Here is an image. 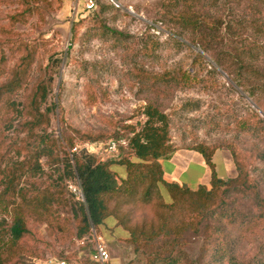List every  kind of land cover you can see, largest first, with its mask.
<instances>
[{
    "label": "rangeland",
    "instance_id": "374dc122",
    "mask_svg": "<svg viewBox=\"0 0 264 264\" xmlns=\"http://www.w3.org/2000/svg\"><path fill=\"white\" fill-rule=\"evenodd\" d=\"M21 1L0 0V83L7 81L21 57L31 50L27 86L14 101H24L33 83L52 74L46 105L54 106L48 128L53 137L64 131L73 136L74 130L83 135H102L104 139L93 142L75 139L76 145L103 161L116 163L124 154L105 149L110 135L128 139L131 134L126 126L140 129L146 120L147 105H153L168 117L174 151L193 149L200 143L235 150L244 155L250 175L258 183L257 192L264 198V124L256 127L260 134L237 125L255 109L253 104L264 112V95L248 99L232 81L239 67L231 61L230 46L219 45L212 55H202L200 62L195 47L180 39L179 43L175 41L174 33L180 28L169 18L161 20V8L167 0H117L121 7L102 10L97 0H92V9L86 8V0H39L38 11L26 22L12 23L9 16L20 9ZM196 6L210 19L222 22V35L227 42L264 41V32L256 28H264V0H196ZM245 50L264 70V52L249 53L247 44ZM215 59L224 63L226 72L213 65ZM185 72L196 75V79L179 83L178 77ZM89 86L92 93L87 91ZM15 115L0 104V140L4 148L26 137L20 126L23 118ZM39 163L44 172L32 178L34 186H44L55 169L45 158ZM74 181L66 182L67 189ZM160 190L168 200L165 189ZM73 200L77 201L74 196ZM252 204L246 197L236 207L248 211ZM61 215L68 212L62 210ZM230 227L222 210L213 212L211 208L200 218L196 230L187 229L174 244L160 241L149 248L136 249L126 241L127 233L113 222L94 230L85 242L92 248L94 234L101 237L110 257L107 264H225L216 262L213 253L216 238L221 239L220 231L235 234ZM38 232L50 246H43L44 259L24 258L26 264L49 263L59 257L83 262L88 253L83 241L49 239L43 226L38 227ZM238 253L248 254L256 264H264V236L242 240Z\"/></svg>",
    "mask_w": 264,
    "mask_h": 264
},
{
    "label": "trees",
    "instance_id": "16d2710c",
    "mask_svg": "<svg viewBox=\"0 0 264 264\" xmlns=\"http://www.w3.org/2000/svg\"><path fill=\"white\" fill-rule=\"evenodd\" d=\"M38 2L22 0L20 9L9 19L12 23L26 22L28 16L38 11ZM97 4L100 10L106 7L115 9L116 6L113 2L105 5L99 0ZM166 18L180 28L174 33L175 41L179 43L180 39L197 48L196 58L200 62H203L202 55H212L219 45L230 46L233 50L231 61L239 67L232 81L248 99L264 95V70L257 65L256 58L245 54L246 44L249 53L252 50L264 52V41L227 42L222 35V22L210 19L198 9L196 0L165 1L161 20ZM256 28L264 32L261 26ZM32 56L31 50L23 55L7 81L0 83V104L23 118L20 126L26 136L20 143L12 142L6 148L0 140V264H26L24 258L44 259L43 246L50 245L48 239L39 235L40 226L49 239L83 241V248L88 253L80 263L98 264L92 260L94 247L91 248L85 238L108 222L124 230L126 241L136 249L149 248L160 241L179 242L187 229H197L200 218L211 208L213 212L222 210V216L235 233L220 231L221 239L216 238L213 253L216 262L256 264L248 254L238 253V244L242 240L264 236V198L257 192L258 183L250 175L244 155L227 148L236 174L223 180L217 177L211 161L217 148L200 143L193 149L203 156L210 169L208 186L199 185L193 189L166 182L159 160L174 152L168 117L157 107L147 105L146 120L140 129L127 125L131 134L128 139L114 134L108 139L124 140L125 144L117 147V152L119 150L124 155L116 163L103 161L76 145V141H99L104 139L102 135H83L74 130L73 136L64 131L59 137H53L48 132L54 108L46 105L52 74L33 83L24 101H14V97L26 89ZM212 63L226 72L222 61L215 59ZM196 77L185 72L177 81L185 84ZM87 91L92 93L90 86ZM255 106L262 111L260 106ZM258 112L256 108L251 109L250 115L241 118L237 125L248 130L253 128L260 134L256 127L264 124V119ZM12 154L16 157H11ZM41 158H45L50 167L55 165V169L44 186H34L32 178L44 172L39 163ZM69 180H75L74 184L81 188L83 202L73 200L74 195L67 189ZM161 187L165 189L168 200L161 194ZM246 197L251 199L252 208L248 211L238 209L236 205ZM62 210H66L68 215L62 216ZM58 259L68 260L66 257Z\"/></svg>",
    "mask_w": 264,
    "mask_h": 264
},
{
    "label": "crops",
    "instance_id": "0c3cea01",
    "mask_svg": "<svg viewBox=\"0 0 264 264\" xmlns=\"http://www.w3.org/2000/svg\"><path fill=\"white\" fill-rule=\"evenodd\" d=\"M214 171L218 178L226 180L236 174L231 154L225 148L216 149L211 157ZM164 180L177 183L182 187L197 188L199 185L208 186L210 169L203 156L194 149L180 148L169 156L160 159ZM34 264H49L36 262Z\"/></svg>",
    "mask_w": 264,
    "mask_h": 264
},
{
    "label": "built area",
    "instance_id": "2783aa9c",
    "mask_svg": "<svg viewBox=\"0 0 264 264\" xmlns=\"http://www.w3.org/2000/svg\"><path fill=\"white\" fill-rule=\"evenodd\" d=\"M86 8L92 9L94 7V3L92 0H86ZM119 144H125L124 140H121L119 142H116L114 140H109L105 144V149L109 153H114L117 151V147ZM76 150V148H73V151ZM69 190L74 195L75 199L79 202L84 201V196L81 191V188L77 184H69L68 185ZM94 251L92 254V260L95 261L98 264H107L110 260L109 253L107 250L106 244L103 242L102 238L99 236H96L94 234ZM49 264H81L80 262H71L69 260H63L58 258H52L49 261Z\"/></svg>",
    "mask_w": 264,
    "mask_h": 264
},
{
    "label": "water",
    "instance_id": "95a60500",
    "mask_svg": "<svg viewBox=\"0 0 264 264\" xmlns=\"http://www.w3.org/2000/svg\"><path fill=\"white\" fill-rule=\"evenodd\" d=\"M117 7H121V5L116 1V0H111ZM123 8V7H122ZM123 9H125V8H123ZM197 51H198V49L197 48H195ZM208 59V58H207ZM253 106L259 111V113L261 114V115H264V112H262L261 110H259L254 104H253Z\"/></svg>",
    "mask_w": 264,
    "mask_h": 264
}]
</instances>
